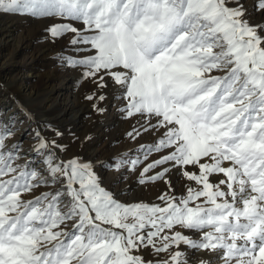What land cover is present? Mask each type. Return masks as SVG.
<instances>
[{
    "label": "snow or ice",
    "instance_id": "snow-or-ice-1",
    "mask_svg": "<svg viewBox=\"0 0 264 264\" xmlns=\"http://www.w3.org/2000/svg\"><path fill=\"white\" fill-rule=\"evenodd\" d=\"M0 15L50 21L42 40L94 85L92 111L110 90L125 138L153 137L98 163L22 103L0 111V264H264V0H0ZM157 182L151 202L124 196Z\"/></svg>",
    "mask_w": 264,
    "mask_h": 264
},
{
    "label": "rangeland",
    "instance_id": "rangeland-1",
    "mask_svg": "<svg viewBox=\"0 0 264 264\" xmlns=\"http://www.w3.org/2000/svg\"><path fill=\"white\" fill-rule=\"evenodd\" d=\"M247 4L249 8H251L252 0H247ZM0 20L3 22H6L5 26H7L9 31L12 32V35L16 39V42L18 41L16 46H18V44L20 43L19 49L16 48L17 54H16L15 62L13 64L14 68H12L11 70V71H14L13 75H16L17 72H20L21 74L22 71H24L26 67H30L31 65L37 67L38 69H35L36 73H34L35 78L34 77L29 78V82H30L29 84L35 88H37L38 82H39L38 79L36 78H38L42 74H45L47 71H53V74H57L59 75V77H62V76L63 77H66V76L73 77L74 76V79L71 78V80L73 79V83L75 85L76 91H78L79 100L82 103V105H84L85 107L86 116L88 117L86 122H88V125H90V127H92V124H93L96 127V129H98L101 124H104L103 118H100V115H97L95 112L92 111V107H91L92 102L85 100V96L93 89L94 85L85 81L84 83H82L80 87H77L75 83L76 80L78 79L77 72L72 69L62 67L58 64V61L56 59V54L63 49L64 47L63 42L58 43L56 45H52L42 40L43 29L48 23H50V21H47V20L37 21L31 18L23 17L19 15H0ZM12 48L14 50V47ZM48 52H51L49 55L50 57L45 59L46 55L49 54ZM30 57L31 58L34 57V60L31 59ZM71 73L73 75H71ZM15 96H16L15 93H13L12 91L9 92L8 90L0 86V97H2L3 100L7 102L6 106H9V105L11 106V105L16 104L17 101L15 99ZM108 97L109 98L106 101H104L103 104L101 105L102 107H104L105 103L108 100H110V98H112V93L110 90L108 91ZM6 106L5 104L4 105L2 104L0 106V111L6 109ZM40 111H41L40 108L37 109L36 111L37 120H39L40 123L51 124L54 128L60 129L61 131L64 132V135L63 137L60 138L59 143L66 146V155L69 157L78 154V155H82L86 159L90 158V160L96 161L98 163H107L117 153L126 152L130 149L135 148L136 145L138 144L147 143L153 139V137L150 136V134L143 135L136 142H131L128 139H126L125 134L132 129V125L134 124L135 121L134 119L133 120H123L120 118V114L117 113V118H118L117 120H118V123H120V126L116 128L117 125H115V127L112 128V130H109L110 132L109 134L104 133L105 140H103L99 145L95 147L97 149L96 150L97 152L95 155H92L93 156L92 157V156H88V154L91 153V150L87 152L86 150V148L88 147L87 143H86V146L81 151V146L79 145V142L76 143V141H74L70 137V134L73 133L71 129L72 125L62 124L61 122V120L68 119L66 116H65L66 119L62 118L60 120L59 116L57 117L58 112H59L58 109H53V112L48 113V115L51 117V120H44L39 117ZM82 121H84V119ZM38 124L36 123L35 120H33L31 126L36 127ZM28 127L29 125L25 123L22 126V131L23 129L28 128ZM121 127H124L123 130L121 129ZM90 132L92 133V131L89 130L86 132V134L90 135L89 134ZM122 133L124 134L123 138L121 137ZM18 138L24 140L23 147H24V150L27 151L31 147V139L29 137L19 136V134H18ZM81 141H84V138ZM93 141H95V138ZM33 158L39 159V157H33ZM97 170L100 172V175L103 177V180L107 181L108 184H111L110 183L111 179L109 178L111 174L113 175L120 174L114 171H106L104 168H100V167H98ZM126 187L127 185L125 183L118 181L111 188H114L115 190L120 191L121 189H126ZM134 187L135 188H133V191H131L128 195L130 194L133 195L132 192L137 191L139 188H142L143 189L142 191H148L152 188L153 189L156 188V190H153L152 192L159 195L160 192L164 190L165 185L161 182H157L155 184L139 186V188L136 187V185H134ZM154 199L151 200L150 198H146L145 201L151 202ZM145 255L147 256L148 253L146 252Z\"/></svg>",
    "mask_w": 264,
    "mask_h": 264
},
{
    "label": "bare ground",
    "instance_id": "bare-ground-1",
    "mask_svg": "<svg viewBox=\"0 0 264 264\" xmlns=\"http://www.w3.org/2000/svg\"><path fill=\"white\" fill-rule=\"evenodd\" d=\"M5 25L6 22L0 20V86L5 88L9 92L12 91L13 93H15V99L17 102L14 105L6 106L7 102L4 101L2 97H0V106L2 104H5L6 106V109L1 111L14 110L15 105L22 103L28 109H31L34 114V120L36 121V123H39V125H43L39 120H37V109H41L40 114H38L39 117L44 120H51V117L48 115V113L53 112V109H58L59 112L57 117L59 116L60 120L62 118L66 119L65 116L68 118L66 120H61V122L62 124L72 125L71 129L73 133L70 134V137L74 141H76V143L79 142L81 151L87 143V152L91 150V153L88 154V156L95 155L97 152V149L95 147L99 145L103 140H105V134H109V130H112L115 125H117L116 128L120 126V123H118L117 120L118 112H116V109L113 107L112 98H110V100H108L104 105V107L107 108V111L103 115H100V118H103L104 124H101L99 128L96 129L93 124L92 128L90 127V125H88V122H86L88 117L86 116L85 107L80 102L78 91H76L75 85L73 83L74 76L59 77V75L53 74V71H47L45 74H42L38 78H36L39 82L37 88H35L29 84V78H35L34 73H36L35 69H38L37 67L31 65L30 67H26L21 74L20 72H17L16 75H13L14 71L11 70L12 68H14L13 64L15 62L17 54L16 48L19 49L20 43L18 44V46H16L18 41L16 42V39L13 37L12 32L9 31V29ZM12 47H14V50ZM48 53L49 54L46 55L45 59L50 57L49 55L51 52ZM31 59L34 60V57H32ZM71 75L73 74L71 73ZM71 78L73 79L71 80ZM83 119L84 121H82ZM123 128L124 127H121L122 130ZM89 130L92 131V133H89L91 139L87 142L81 141L85 136L88 135L86 134V132ZM121 137H124L123 133ZM94 138L95 141H93ZM120 175L121 174H111L109 176V178L111 179V184H108V182L105 180L104 184L112 187L113 185H115V183L120 181ZM173 179L175 180V178ZM128 182L133 183V180H129ZM136 187L139 188V186ZM176 187L177 189H179L180 184L177 183ZM133 188H135L134 184ZM142 190V188H139L137 191L132 192L133 195H128L130 192L125 191L124 196L128 199L139 198L145 201L146 198H150L152 200L157 195L156 193L152 192L153 190H156V188H152L148 191Z\"/></svg>",
    "mask_w": 264,
    "mask_h": 264
}]
</instances>
